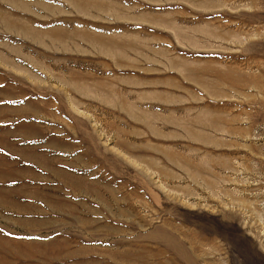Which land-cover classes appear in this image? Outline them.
<instances>
[{
    "label": "rangeland",
    "instance_id": "1",
    "mask_svg": "<svg viewBox=\"0 0 264 264\" xmlns=\"http://www.w3.org/2000/svg\"><path fill=\"white\" fill-rule=\"evenodd\" d=\"M0 264H264V0H0Z\"/></svg>",
    "mask_w": 264,
    "mask_h": 264
}]
</instances>
